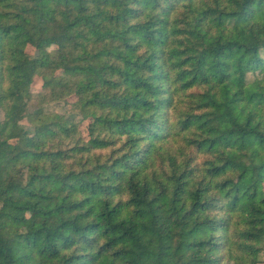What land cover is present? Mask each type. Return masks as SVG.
<instances>
[{
  "label": "trees",
  "instance_id": "trees-1",
  "mask_svg": "<svg viewBox=\"0 0 264 264\" xmlns=\"http://www.w3.org/2000/svg\"><path fill=\"white\" fill-rule=\"evenodd\" d=\"M0 109V264H264V0H0Z\"/></svg>",
  "mask_w": 264,
  "mask_h": 264
},
{
  "label": "rangeland",
  "instance_id": "rangeland-1",
  "mask_svg": "<svg viewBox=\"0 0 264 264\" xmlns=\"http://www.w3.org/2000/svg\"><path fill=\"white\" fill-rule=\"evenodd\" d=\"M52 48V46H50ZM26 55L28 56H35L36 55V49L34 46L28 44L25 47ZM258 75H261V72H258ZM251 74L248 75L250 77ZM42 78L40 75L36 74L34 75L32 82L30 83V90L32 92V95L30 99L28 100V108L30 110L41 108L44 110L45 113L49 112H56L60 114H68L76 111L72 107V102L75 100V96L72 95L70 97H63L61 99H54L48 95H41L39 94L40 89L42 87ZM3 117V111L0 109V119ZM25 117V116H24ZM89 119H83L80 124L79 128L81 132L86 135L87 134V125H88ZM23 122L28 123L27 117L23 119Z\"/></svg>",
  "mask_w": 264,
  "mask_h": 264
}]
</instances>
